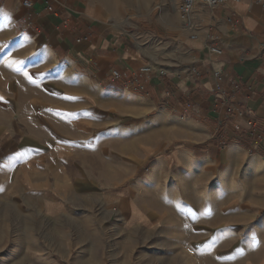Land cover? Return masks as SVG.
I'll list each match as a JSON object with an SVG mask.
<instances>
[{
    "label": "crops",
    "instance_id": "obj_1",
    "mask_svg": "<svg viewBox=\"0 0 264 264\" xmlns=\"http://www.w3.org/2000/svg\"><path fill=\"white\" fill-rule=\"evenodd\" d=\"M24 1L32 2L33 8L25 9ZM0 7L2 20L21 19L24 23L25 42L18 45L22 52L18 66L35 76L36 84L51 91L42 98L35 94L26 103L21 93L0 89V264H75L68 253L70 247H65L61 257L50 251L52 245L57 249L59 243H71L68 237H15L13 233L15 228L24 231L27 227L26 197L51 196L53 204L47 211L69 222V203L79 195L78 187L102 185L84 173L75 177L69 165L75 146L99 147L107 133L110 136L120 130L106 120L111 103L143 104L146 113L161 121L149 124V131L168 136L161 144L168 149L175 145L173 137L177 135L176 143H181L162 159L165 167L183 166L185 148L197 143L205 144L200 153H193L199 164H212L215 156L226 150L212 139L220 123L213 93L214 72L223 73L227 86L230 79L241 84L240 106L264 125V9L250 0L215 9L196 5L193 31L181 26L177 38L169 41L136 38L147 45V54L139 50L138 41L125 39L97 20L98 11L91 0H0ZM30 15L34 28L28 26ZM193 35L197 36L194 40ZM211 45L223 54H211ZM157 48L160 50L155 51ZM143 65L167 72L165 77L152 75L143 95L109 80L111 69L133 72ZM7 74V70H0V81ZM167 99L170 106L158 108ZM11 112L17 116L12 123ZM233 123L243 131L236 134ZM227 126L228 155L243 157V152L254 149L255 159L260 161L264 142L261 148L252 147L246 121L234 117ZM42 131L47 134L42 135ZM71 131L80 135L75 138ZM81 169L86 170L85 166ZM114 187H109L111 193ZM121 193H116L118 200H123ZM11 196L19 199L17 219L23 223H10Z\"/></svg>",
    "mask_w": 264,
    "mask_h": 264
},
{
    "label": "rangeland",
    "instance_id": "obj_2",
    "mask_svg": "<svg viewBox=\"0 0 264 264\" xmlns=\"http://www.w3.org/2000/svg\"><path fill=\"white\" fill-rule=\"evenodd\" d=\"M91 1L97 20L125 39L138 41L144 54L149 48L136 38L169 41L177 38L182 26L180 0ZM1 16L0 7V70L8 72L0 89L21 93L26 103L35 94L38 98L50 94V89L40 87L35 76L18 66L22 53L18 45L25 42L23 20L4 21ZM143 106L111 103L106 120L120 130L107 133L99 147L75 146L71 174L84 173L102 185L78 187L79 195L69 203V222L47 211L53 204L51 196L26 197L27 227L15 228L13 235L68 237L71 243H59L57 249L52 245L50 251L61 257L70 247L75 264H264V156L258 161L250 149L235 158L228 155V145L212 164H199L193 153H200L205 144L197 143L185 148L183 166L165 167L162 159L181 142L176 143V135L172 148L162 146L168 136L149 131V124L161 121L156 122ZM14 118L11 112V123ZM69 133L75 138L80 135ZM117 192H122L123 200H118ZM11 197L10 223H23L17 219L19 199ZM30 223H36L35 227Z\"/></svg>",
    "mask_w": 264,
    "mask_h": 264
},
{
    "label": "built area",
    "instance_id": "obj_3",
    "mask_svg": "<svg viewBox=\"0 0 264 264\" xmlns=\"http://www.w3.org/2000/svg\"><path fill=\"white\" fill-rule=\"evenodd\" d=\"M244 0H180V5L178 8V15L182 26L189 30H194V25L192 22V16L196 5L202 4L211 9L219 8L221 6L227 5L229 3H238ZM251 2L259 5L264 9V0H250ZM23 6L27 10L33 8V3L30 1H24ZM29 28H34V23L32 21V15L29 16L28 20ZM197 36H191V39H196ZM79 43L81 40L78 41ZM209 52L213 55L221 56L223 54L222 50L214 45L208 47ZM158 75L160 77H165L167 72L164 69H155L151 65H143L138 70L121 71L117 69H111L108 72V77L114 83L121 84L122 88L132 91L135 94H145L146 86L150 82L152 75ZM197 76L198 73L195 72ZM215 87L213 93L215 94V102L218 105V114H220V123L217 126L216 132L213 136V141L221 149H225L228 146L227 136L228 129L227 122L233 121V118H240L246 121V134L251 139L252 147L261 148L264 142V125L258 121L252 113L242 108L238 101V95L242 90L241 84L234 80H229V86L225 84V77L222 72H214ZM172 94H169L168 98H171ZM171 101L167 99L163 103V107L170 106ZM234 124V123H233ZM233 131L238 134L243 131V128L238 124H234Z\"/></svg>",
    "mask_w": 264,
    "mask_h": 264
}]
</instances>
